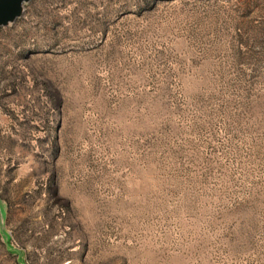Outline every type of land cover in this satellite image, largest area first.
<instances>
[{"label": "rangeland", "instance_id": "obj_1", "mask_svg": "<svg viewBox=\"0 0 264 264\" xmlns=\"http://www.w3.org/2000/svg\"><path fill=\"white\" fill-rule=\"evenodd\" d=\"M0 264H264V0L1 26Z\"/></svg>", "mask_w": 264, "mask_h": 264}, {"label": "water", "instance_id": "obj_2", "mask_svg": "<svg viewBox=\"0 0 264 264\" xmlns=\"http://www.w3.org/2000/svg\"><path fill=\"white\" fill-rule=\"evenodd\" d=\"M29 0H0V27L13 23L21 16Z\"/></svg>", "mask_w": 264, "mask_h": 264}]
</instances>
